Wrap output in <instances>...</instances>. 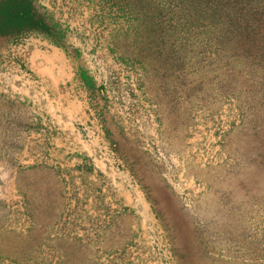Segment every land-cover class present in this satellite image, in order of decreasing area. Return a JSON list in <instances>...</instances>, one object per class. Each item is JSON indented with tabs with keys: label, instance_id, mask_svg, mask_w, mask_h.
Returning <instances> with one entry per match:
<instances>
[{
	"label": "rangeland",
	"instance_id": "rangeland-1",
	"mask_svg": "<svg viewBox=\"0 0 264 264\" xmlns=\"http://www.w3.org/2000/svg\"><path fill=\"white\" fill-rule=\"evenodd\" d=\"M28 1L0 264H264V0Z\"/></svg>",
	"mask_w": 264,
	"mask_h": 264
},
{
	"label": "trees",
	"instance_id": "trees-1",
	"mask_svg": "<svg viewBox=\"0 0 264 264\" xmlns=\"http://www.w3.org/2000/svg\"><path fill=\"white\" fill-rule=\"evenodd\" d=\"M36 23L28 0H5L0 3V33L22 31Z\"/></svg>",
	"mask_w": 264,
	"mask_h": 264
}]
</instances>
